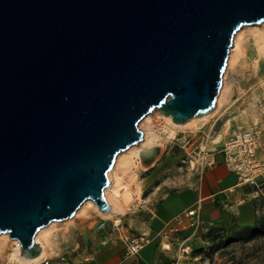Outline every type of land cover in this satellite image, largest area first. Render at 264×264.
Segmentation results:
<instances>
[{
    "label": "water",
    "instance_id": "water-1",
    "mask_svg": "<svg viewBox=\"0 0 264 264\" xmlns=\"http://www.w3.org/2000/svg\"><path fill=\"white\" fill-rule=\"evenodd\" d=\"M264 0H0V233H35L91 199L154 108L210 113L235 32Z\"/></svg>",
    "mask_w": 264,
    "mask_h": 264
},
{
    "label": "rangeland",
    "instance_id": "rangeland-1",
    "mask_svg": "<svg viewBox=\"0 0 264 264\" xmlns=\"http://www.w3.org/2000/svg\"><path fill=\"white\" fill-rule=\"evenodd\" d=\"M262 27H264V22L241 27L243 53L231 67H228L226 63L222 75V84L225 80L227 91H229L227 97L228 95L229 97L206 120L207 124L198 130L188 127L178 131L176 136L170 134L169 138H158L156 150L151 158L145 162L147 166L141 160L139 161L138 157H133L135 167L132 170H135L137 179L150 174L156 168L159 169L158 174L149 183V187L144 186V189L147 187L149 189L147 192H141L142 199L147 198L149 192H154L152 194L154 199L160 200L173 196L181 190H191L190 185L196 183L201 175V169L206 167V161L211 160L212 154L214 156L220 155L219 151L223 141L229 135L239 131L238 126L248 125L264 128V104L260 103L262 98L260 88L264 90V84L260 82V80L264 81V55L259 51V48L264 47V44L260 43L256 36V28ZM224 74H226L225 79ZM153 110V113L150 114L152 117L150 123H155L153 131H156L164 125V122L157 118V115L161 113L159 108ZM243 110L247 113L254 111L256 117L253 118L248 115L247 118L246 116L243 118ZM144 119H141L137 124L138 130L142 132V138H144L147 127ZM147 130V132L150 131L149 133L152 132V129L148 128ZM225 130L227 134L223 135L222 133ZM214 134L216 136L220 134L215 142L212 141ZM142 142L139 141L135 146H132L137 148ZM191 161L194 163L193 166H191ZM148 162L150 164H147ZM150 165L151 169H149ZM145 168L149 170H144ZM242 187L245 196L239 198L244 200L239 208L245 206L248 200L254 215L253 223L248 226H264V185L258 183V187L248 185ZM152 201L154 203V200ZM139 203L141 202L135 200L128 205H124L125 214L117 216L119 219L121 218V224L130 227L128 229L133 233H137L139 230L134 225L147 220V213L138 206ZM111 217L103 218L93 212L86 215L80 213L71 221L65 222L66 219L56 221L55 228L49 231L50 234L48 232L54 250L51 257H47L50 258L49 264H64L65 262L80 264L85 261L84 258L90 254L89 252L94 249L96 244L100 241H107L109 238L113 239L114 231ZM100 219L105 221V229L102 231H98L96 227ZM227 223H230L231 226L225 228ZM227 223L213 226L210 231L208 230L209 232H203L199 237H196L192 241L189 254L182 258L179 264H264V234H256L247 239L233 240L235 234L246 226L236 225L233 221ZM175 243L177 242L175 241ZM157 244L160 249H165L168 242L166 239H162ZM172 249H175V251H173V258L168 264H174L177 245H172L171 251ZM122 255L121 250L119 255L114 256L111 263L119 262ZM61 258H64L63 261ZM0 264L11 263L4 256L0 258Z\"/></svg>",
    "mask_w": 264,
    "mask_h": 264
},
{
    "label": "crops",
    "instance_id": "crops-1",
    "mask_svg": "<svg viewBox=\"0 0 264 264\" xmlns=\"http://www.w3.org/2000/svg\"><path fill=\"white\" fill-rule=\"evenodd\" d=\"M214 161L215 164L213 166H206L201 169V175L196 183L190 185L192 188L191 190H181L176 192L173 196L165 197L160 200H155L152 196L154 192H149L147 198L143 199L144 205L140 208L147 213V220L139 222L140 224L134 226L139 229L137 233H146L151 237V245L149 244L140 252L139 264H168L170 262L171 258H173V251H175V249L171 251V246L177 245V243L172 240L169 244L170 250L160 249L157 243H160L162 239H166L163 236V232L174 215L183 209L193 207L198 199H202L203 202V220L212 226H220L230 221L240 226H248L253 223L254 215L249 201L247 200L246 205L240 208V205L237 206L235 204V201L245 196L243 192L244 188L240 185L237 175L226 168L220 155H215ZM151 165L149 169H151ZM149 169L145 168L144 170ZM132 171L131 177L133 178L127 177V179L125 176V182L129 183L131 189L138 193L139 198L127 197L125 201L123 197L112 198L111 196V202L114 205L116 204L115 207L117 209L111 217L115 224L119 222L122 223L121 218L119 219L117 216L125 214L124 205H128L135 200H141V192H147L150 185L149 183L152 178L158 174L159 169L156 168L152 170L150 174L144 177H138L140 181L136 178L135 170ZM145 185L148 187L144 189ZM142 189L143 191H141ZM152 200H154V203ZM128 228L130 227L124 226V229L129 231ZM202 233L203 230H200L199 236ZM195 238L188 241L190 247ZM122 249V243L115 239L114 234L113 239L109 238L107 241H100L96 244L94 249L89 252L92 255L91 260L80 261V264H110L114 256L116 254L119 255Z\"/></svg>",
    "mask_w": 264,
    "mask_h": 264
},
{
    "label": "bare ground",
    "instance_id": "bare-ground-1",
    "mask_svg": "<svg viewBox=\"0 0 264 264\" xmlns=\"http://www.w3.org/2000/svg\"><path fill=\"white\" fill-rule=\"evenodd\" d=\"M244 26H246V25H244ZM242 36H243V34H242V30L240 28L235 32L233 39H232V45L230 47L228 59L226 62L228 67H231L232 65H234L235 62L238 61L239 57L243 53L242 48L244 46L242 45V43H243ZM256 36H257V39L260 41V43L264 44V27L256 28ZM259 49H260L259 51L262 53V55H264V47H261ZM255 70H257V68H255ZM225 76H226V74H224V79H225ZM260 82L262 84H264V81L260 80ZM227 92H229V91H227V83L224 80L223 84L221 85V88L219 90V94H218V97L216 99L214 109L208 114H202L199 116H195L183 124L175 123L172 120L171 116L164 115L162 113V111L159 109L161 111V113L159 115H157V118L158 119L160 118L164 122V125L160 126L156 131H153L155 123L154 124L150 123V119H152L150 114H152L154 111V110H152L147 116L144 117L145 118L144 121L146 122L147 127L145 126L146 129H145V133H144V138H142L143 140H141L143 142L137 148L133 147V146H135V144H134L133 146L131 145L132 147H130V148L128 147L126 149V151L125 150H123L124 152L120 151L115 157L114 164H113L112 168L109 170L110 172L109 171H108L109 173L107 172L108 178H109V184L107 187L104 188L103 193H104V196H105L107 203L110 205V210L107 213H101L97 209L95 203L91 199H86L80 205V207L76 210L74 215L72 217L66 219L65 222L73 220L80 213H83L86 215V214H92L93 212H95L103 218H109V217L113 216V214L117 211V209L115 207L116 204L114 205L111 202V196H112V198L113 197L114 198L123 197L125 199V201H126L127 197L128 198H139L138 193H136L135 191H133L131 189L129 183H126L125 178H124L125 176H126V178L127 177L130 178L132 176V172H133L132 169H133V167H135L134 166L135 165V163H134L135 159L133 160V157H138L139 161L141 160L142 163L144 165H146L145 162L147 161V159L149 160V158H151V155L156 150L158 138H160V137H168L169 138L170 134H172V135L175 134V136H176L178 131H180L182 129L184 130L185 128H188V127L192 128L193 130H198V129L203 128L207 124L206 120L209 117H211L218 110V107L220 106V104L223 101H226V99L229 97V95L227 97ZM260 96L264 97V90H262L261 88H260ZM254 98H255V96H254ZM242 114H243L242 115L243 118L245 116L247 118L248 115H249V117H250V115L253 118L256 117V114L254 113V111L247 113V111L243 110ZM253 118H251V119H253ZM244 127H251V126H248V125L247 126H238L237 129L240 130ZM148 128L152 129L151 133H149L150 131L147 132ZM226 130L222 133L223 135L227 134ZM219 135L220 134H217V136L215 135L214 137H212V141L215 142ZM147 164H150V163L148 162ZM193 165H194V163L191 161V166H193ZM131 178H133V177H131ZM119 210H120V208H119ZM123 210H121V211H123ZM56 225H57V222L52 221L47 226L40 228L35 233L34 238H33L34 242L37 245H39L40 249H41L40 254L36 257H25V256L21 255V248H20V243L18 242V240L11 239L7 233H0V258L5 256L6 260L11 264H39L44 259H50L47 257H51L54 250L52 249L53 244L51 241V236L49 235L50 234L49 231L52 230L53 228H55ZM48 232H49V234H48ZM165 248H168V246L165 245Z\"/></svg>",
    "mask_w": 264,
    "mask_h": 264
},
{
    "label": "built area",
    "instance_id": "built-area-1",
    "mask_svg": "<svg viewBox=\"0 0 264 264\" xmlns=\"http://www.w3.org/2000/svg\"><path fill=\"white\" fill-rule=\"evenodd\" d=\"M260 103L264 104V97ZM220 156L226 168L237 175L241 186L248 185L258 187L264 185V128L251 127L243 128L229 135L222 143L219 151ZM215 164L214 154L211 160L206 161V166ZM139 207H143L144 200L141 197ZM243 199L235 201L237 206L242 205ZM202 199H198L191 208L183 209L178 212L163 232V236L168 242L170 250V242H177V249L174 256V264H179L181 259L189 254L190 239L199 236L200 230L207 232L211 224L205 222L202 218ZM112 228L115 239L123 245V255L121 260L115 264H139L140 252L151 243V237L146 233H133L125 230L121 222L115 224L112 221ZM227 223L225 228L230 227ZM98 231L105 229V221L100 219L96 225ZM92 255H87L85 261H90ZM64 258H61L63 261ZM49 264V259L42 260L39 264ZM64 264H68L65 262Z\"/></svg>",
    "mask_w": 264,
    "mask_h": 264
},
{
    "label": "trees",
    "instance_id": "trees-1",
    "mask_svg": "<svg viewBox=\"0 0 264 264\" xmlns=\"http://www.w3.org/2000/svg\"><path fill=\"white\" fill-rule=\"evenodd\" d=\"M210 230L211 229H209V231ZM256 234H264V226H258V225L246 226L235 234L233 240L247 239Z\"/></svg>",
    "mask_w": 264,
    "mask_h": 264
}]
</instances>
